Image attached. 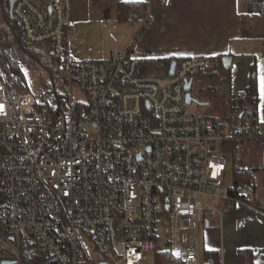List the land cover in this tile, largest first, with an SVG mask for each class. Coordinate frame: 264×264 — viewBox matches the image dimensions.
<instances>
[{
  "label": "built area",
  "instance_id": "1",
  "mask_svg": "<svg viewBox=\"0 0 264 264\" xmlns=\"http://www.w3.org/2000/svg\"><path fill=\"white\" fill-rule=\"evenodd\" d=\"M3 1L23 41L52 62L36 96L0 56V264H154L160 224L161 251L197 264L198 229L220 214L214 201L264 212L234 195L223 147L238 138L264 148V125L215 128L188 110L185 84L208 57L180 58L169 75L171 64L148 71L131 43L76 62L68 0Z\"/></svg>",
  "mask_w": 264,
  "mask_h": 264
},
{
  "label": "crops",
  "instance_id": "2",
  "mask_svg": "<svg viewBox=\"0 0 264 264\" xmlns=\"http://www.w3.org/2000/svg\"><path fill=\"white\" fill-rule=\"evenodd\" d=\"M121 2L144 3L145 17L118 21ZM68 19L72 33L70 56L76 62L107 59L131 43L132 56L142 61L228 57L230 88L236 96L249 87L253 67L257 121L264 125V100L260 93L264 77V13L248 12L240 0H172L168 8L160 0H68ZM232 74L236 77L232 78ZM202 81L203 78L193 81L191 89L201 95L193 97L198 105L207 107ZM250 147L240 148L239 161L261 169L257 173L258 198L264 206V148L251 156ZM213 205L220 214L201 225L203 255L198 256L197 264H264V212L245 205L229 209L219 201ZM246 251L250 255H241L239 261L238 253Z\"/></svg>",
  "mask_w": 264,
  "mask_h": 264
},
{
  "label": "trees",
  "instance_id": "3",
  "mask_svg": "<svg viewBox=\"0 0 264 264\" xmlns=\"http://www.w3.org/2000/svg\"><path fill=\"white\" fill-rule=\"evenodd\" d=\"M247 8L250 13H264V0H240ZM0 5L2 6L4 12V19L6 28H0V31L5 33V37L1 44L0 56L3 58L5 66L7 69L24 80V74L22 68L24 65L30 67V69H38L41 71L45 65H49L52 62L49 54L41 59L40 56L43 53L42 47L31 46L23 41L21 31L10 16L9 4L3 0H0ZM146 15L145 4L141 2H121L118 4L117 8V19L120 22H127L131 20L143 19ZM11 36V37H9ZM44 55V54H43ZM223 56H217L210 59V67L202 72L197 73L192 80L195 82L196 79L204 78L208 85L205 87L208 94H219L222 96L223 100H226L225 106L228 108L222 114L218 116H213L210 114L202 115L201 117L211 124L215 128H235L237 126L250 124L257 125L256 107H257V82L254 75L255 69L252 67L253 76L250 79V85L245 90L248 93V98L245 100H240L230 88V70L231 65L228 68L223 66ZM40 59V60H39ZM178 59H161V60H147L143 61V66L148 71H157L158 69L164 68L167 70L173 61H178ZM51 70V69H50ZM37 71V72H38ZM53 78V74L50 73V79ZM199 81V80H198ZM26 83V82H25ZM27 85V84H26ZM213 86H218L213 87ZM204 88V89H205ZM220 89V90H218ZM204 91V92H205ZM192 97L196 96L191 89ZM36 96H39L36 91ZM41 95V93H40ZM42 101V97H40ZM42 106V103H38ZM251 146V156L260 153L261 148L256 141L242 140L238 138H233L223 144L224 150L232 155V189L234 195L244 204L251 206L253 208H259L263 206L259 202L257 184V173L261 171L259 167H249L246 166L244 161H237L239 157L240 148L242 146ZM235 157V158H234ZM247 186V191L243 190V186ZM229 207V209H233ZM263 211V210H262ZM250 251L245 253H238V260L241 261V255H250ZM240 264L242 262H239ZM154 264H183L181 261L174 259L166 251H158L154 257Z\"/></svg>",
  "mask_w": 264,
  "mask_h": 264
},
{
  "label": "rangeland",
  "instance_id": "4",
  "mask_svg": "<svg viewBox=\"0 0 264 264\" xmlns=\"http://www.w3.org/2000/svg\"><path fill=\"white\" fill-rule=\"evenodd\" d=\"M4 16L5 15H4L2 6L0 5V28H1V26L3 28L6 25ZM4 28H6V27H4ZM3 34L5 37V33H3ZM70 34H72V33H70ZM70 34H69V38H70ZM9 37H11V36H9ZM70 50H71V45H70ZM47 55H48V52L46 50H43V53L40 56V58L44 59V57H46ZM37 71H38V69H32V68L30 69V67H28L27 65H24L22 68V72L24 74L25 82H26L27 87L30 91H37V89L40 88V84L38 83V75L41 74V71H38V72ZM235 77H236V75L232 74V78H235ZM200 85H202V87H204L205 85L207 86L208 82L203 78V81L201 82ZM213 87L218 88V86H213ZM205 90H206V88L204 89V91ZM218 90H220V89H218ZM237 91H239V90H237ZM204 93H206L204 99L206 100L205 102L208 103V106L207 107L206 106H199L198 104L192 102L188 106L189 112L196 113L199 115L210 114L213 116H218V115L222 114L226 109L228 110V108L224 104V103H226V100L225 99L223 100L222 96L219 94L220 92L215 93V94H211V93L208 94L205 91ZM78 98H80V97L78 96ZM226 156H227V162L230 165V170L232 171L233 157L231 154H228V153ZM238 160H240L239 157H237V161ZM225 180H228L230 182V185L232 184V180H233L232 172H230L227 175ZM202 201L210 202L209 199H207V198H203ZM214 202H217V201H214ZM239 225H240V222H238V224L236 223V227H239ZM234 226H235V223H234ZM212 228H214V227H211V229ZM183 234H185L186 237H191L193 233H192V231L186 229L183 231ZM156 236H157V245L159 246L160 250H162V248L164 249L165 243H167V241H168V236H167V231L162 227L161 224L159 226H157ZM203 237H204V235L202 233V228L199 227V229H198V248L200 250V255H198L199 258H202L201 254L203 255V253H202ZM90 258H91L90 261H92V262H95V261L100 259L99 255H97V254H93ZM88 262L89 261H87L85 264H88Z\"/></svg>",
  "mask_w": 264,
  "mask_h": 264
},
{
  "label": "water",
  "instance_id": "5",
  "mask_svg": "<svg viewBox=\"0 0 264 264\" xmlns=\"http://www.w3.org/2000/svg\"><path fill=\"white\" fill-rule=\"evenodd\" d=\"M12 6H13V1H10L9 2V7H10V10H11V8H12ZM49 13H51V10L49 9ZM10 15H11V13H10ZM223 66L225 67V68H228L229 66H230V62H231V59L230 58H223ZM175 65H176V63L173 61L172 63H171V66H170V71H169V75H172L173 74V72H174V69H175ZM192 80H189L188 82H186V84H185V91L187 92L186 93V104L187 105H190L192 102H194V103H196V104H199V102H198V100H196L195 98H193L192 97V94H191V88H192ZM102 264H107V263H102Z\"/></svg>",
  "mask_w": 264,
  "mask_h": 264
},
{
  "label": "snow or ice",
  "instance_id": "6",
  "mask_svg": "<svg viewBox=\"0 0 264 264\" xmlns=\"http://www.w3.org/2000/svg\"><path fill=\"white\" fill-rule=\"evenodd\" d=\"M260 93H261V99L264 100V77H261Z\"/></svg>",
  "mask_w": 264,
  "mask_h": 264
},
{
  "label": "flooded vegetation",
  "instance_id": "7",
  "mask_svg": "<svg viewBox=\"0 0 264 264\" xmlns=\"http://www.w3.org/2000/svg\"><path fill=\"white\" fill-rule=\"evenodd\" d=\"M201 93V92H200ZM192 94V93H191ZM197 95H196V98H200V94H199V92L198 93H196ZM193 96V95H192Z\"/></svg>",
  "mask_w": 264,
  "mask_h": 264
}]
</instances>
